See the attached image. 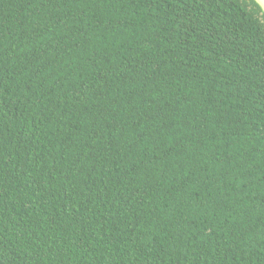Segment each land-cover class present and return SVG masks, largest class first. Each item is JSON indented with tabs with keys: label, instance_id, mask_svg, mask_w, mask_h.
Instances as JSON below:
<instances>
[{
	"label": "trees",
	"instance_id": "trees-1",
	"mask_svg": "<svg viewBox=\"0 0 264 264\" xmlns=\"http://www.w3.org/2000/svg\"><path fill=\"white\" fill-rule=\"evenodd\" d=\"M0 264H264L254 0H0Z\"/></svg>",
	"mask_w": 264,
	"mask_h": 264
},
{
	"label": "water",
	"instance_id": "water-1",
	"mask_svg": "<svg viewBox=\"0 0 264 264\" xmlns=\"http://www.w3.org/2000/svg\"><path fill=\"white\" fill-rule=\"evenodd\" d=\"M258 6L261 8L262 13L264 14V0H254Z\"/></svg>",
	"mask_w": 264,
	"mask_h": 264
}]
</instances>
